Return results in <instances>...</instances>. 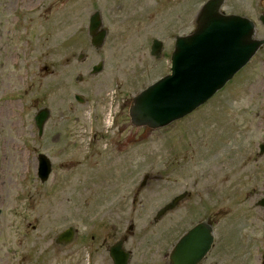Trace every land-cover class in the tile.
<instances>
[{
	"label": "rangeland",
	"instance_id": "obj_1",
	"mask_svg": "<svg viewBox=\"0 0 264 264\" xmlns=\"http://www.w3.org/2000/svg\"><path fill=\"white\" fill-rule=\"evenodd\" d=\"M187 1L163 0L160 9L158 0H0L1 264H14L10 259L13 241L22 240V255L27 254L34 241L32 234L38 236L40 228H48L34 222L32 211L41 213L45 198L55 195L45 191L48 186H42L37 178L36 153L45 154L47 150L45 134L42 139L34 137L35 115L51 105L56 112L51 124L60 120L58 112L63 110L62 123L79 131L82 124L72 123L84 116L72 100V95L84 91L83 83H75L77 76L93 84L85 95L92 102L108 95L111 98L114 90L122 98L132 99L168 74L175 37L193 30V16L184 10ZM205 2L195 0L196 13ZM178 7L181 15L177 10L170 11ZM224 10L254 21L256 38L264 39V26L259 22L264 0H228ZM95 11L102 15L108 32L99 51L92 48L87 35L89 18ZM154 39L163 43L159 60L150 55ZM80 54L86 56L84 62L77 61ZM99 61L104 62V70L91 75V67ZM114 76L122 81L120 92L117 82L112 81ZM60 99L64 100L63 109L54 105ZM69 103L77 112L69 114ZM84 109L88 114L94 111L92 105ZM122 112L120 121L126 118L124 109ZM84 118L83 125L89 124L90 119ZM127 133L121 132L124 136ZM140 133L133 131V138L144 137L140 141L144 150L134 146L133 187L140 185L146 171L156 173L162 168L155 154L160 139L165 144L166 167L164 194L145 207L139 200L136 209L133 207L134 217L148 224L146 241L142 238L143 249L137 251L133 264L136 260L140 264L141 257L148 264H166L164 253L185 229L203 217H210L217 231L215 249L206 264H263L264 213L253 202L264 191V153L259 155V147L264 145V46L206 105L164 130ZM74 156L77 158V152ZM195 181L200 191L208 186L213 189L209 192L213 196L211 205L191 211V206L184 203L162 223L154 224L162 203L184 191L195 193ZM56 194L62 199L66 195ZM68 194L75 201L83 200L71 191ZM149 252L155 260H150Z\"/></svg>",
	"mask_w": 264,
	"mask_h": 264
},
{
	"label": "flooded vegetation",
	"instance_id": "obj_2",
	"mask_svg": "<svg viewBox=\"0 0 264 264\" xmlns=\"http://www.w3.org/2000/svg\"><path fill=\"white\" fill-rule=\"evenodd\" d=\"M167 1L173 2L174 0ZM162 2L163 0H158L157 3L160 9H163L164 6ZM194 3L195 0H188L187 5L184 6V10L188 9L193 16L191 24L193 30L188 34L193 33L197 27ZM175 10L181 15L180 7L170 11L174 12ZM222 12L227 15L232 14L225 12L224 8ZM112 81L117 82L116 88L119 91L118 86H122L120 76H114ZM81 83L84 84V88L82 87L84 91H81L83 93H75L72 95V100L80 109V113L90 119V123L83 125L86 122L84 116L76 118L72 123L82 125H80L79 131L70 130L61 121L62 113L65 112L62 110L58 112L61 115L60 120L51 124L56 112L50 105L47 106L49 118L42 136H38V132L35 134L37 139L46 136L45 150L47 151L44 155L50 163V174L46 182L42 183L39 178L38 180L42 186L49 187H45V191L55 195L45 198L46 207H43L41 213L32 209L35 216L34 222L39 226L48 225V228H40L41 233L38 236L32 234L31 239L34 241L27 254L24 252L22 255V240L13 241L10 259L14 264H133L137 251L140 248L143 249L142 238L146 241L148 234V224H141L140 220L134 217L133 207L136 209L138 200L141 206L145 207L149 202L164 194L166 159L165 144L161 139L159 140L158 154L157 152L155 154L161 162L159 166L162 168H158L156 173L146 171L140 185L137 188L133 187L134 146H138L140 149L142 147L144 150V145L140 143L144 137L133 138V131L140 130V136L149 130L148 128L134 127L130 116L133 98L124 99L121 93L117 95L118 92L114 90L111 98L108 95V98H97L91 102L85 95L89 94L93 84L82 82L81 78L76 85H82ZM48 101L50 102V96ZM63 104V99H60L59 103L54 102L58 109H63ZM88 105L90 107L92 105L93 113L88 114L84 109ZM116 105H118L117 111H115ZM122 109H124L126 117L124 121H120V116L123 114ZM68 110L69 114L77 112L73 103H69ZM60 127L64 129L60 130ZM122 130H128V133L124 136L121 134ZM135 135L137 136L138 133L135 132ZM75 152H77V158L74 156ZM40 154L43 153H36V157ZM139 156L144 155L140 154ZM37 167L38 162L35 168L37 169ZM196 183L195 181L194 185L192 184L195 189L198 188ZM253 189L257 188L253 187ZM69 191L81 196L83 200L80 201L78 198L79 201H75V197L69 196ZM56 192L66 195L62 199L57 197ZM209 192L213 193V189L208 186L202 191L198 189L195 193L184 191L172 197L168 202L162 203L152 222L157 225L162 223L168 215L177 212L184 203L191 206V211L200 208L201 205L210 206L209 199H212L213 196L209 195ZM85 194L94 195L86 198ZM263 196L264 191L261 198L253 202V206L257 209L261 208L262 213H264V207L260 206ZM176 197H182L176 209L157 218V213ZM161 198V202H163L164 197ZM63 223L66 225L64 226ZM199 225L208 226L213 239L210 249L200 264L207 263L215 249L217 234L216 223L210 217L199 219L179 235L170 250L164 253L166 264H171V254L181 239ZM20 228L19 226V231ZM32 229L36 232V225L32 226ZM158 233L160 232L158 231ZM37 251L40 252L39 256L36 255ZM150 254V260H155L156 256ZM136 264H139L137 260ZM140 264H148V262L141 257Z\"/></svg>",
	"mask_w": 264,
	"mask_h": 264
},
{
	"label": "water",
	"instance_id": "obj_3",
	"mask_svg": "<svg viewBox=\"0 0 264 264\" xmlns=\"http://www.w3.org/2000/svg\"><path fill=\"white\" fill-rule=\"evenodd\" d=\"M225 0H210L197 17L195 32L178 37L171 56L170 74L155 82L134 99L130 116L136 126L150 129L167 127L205 104L241 70L264 44L254 39L255 26L240 16H224L220 8ZM264 24V16L260 18ZM88 36L92 47L100 50L106 40L99 12L91 15ZM162 44L155 40L152 55L159 58ZM84 55H79L81 61ZM103 63L93 74L102 71ZM48 112L39 111L35 123L42 132ZM264 152V146H261ZM39 176L45 180L50 167L44 156L39 158ZM179 199H177L178 201ZM175 203L166 210H172ZM264 206V200L262 201ZM211 230L199 225L184 236L171 254V264H200L212 244Z\"/></svg>",
	"mask_w": 264,
	"mask_h": 264
}]
</instances>
